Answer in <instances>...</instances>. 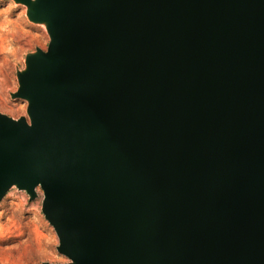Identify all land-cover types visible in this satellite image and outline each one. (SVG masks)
<instances>
[{
	"label": "water",
	"instance_id": "obj_1",
	"mask_svg": "<svg viewBox=\"0 0 264 264\" xmlns=\"http://www.w3.org/2000/svg\"><path fill=\"white\" fill-rule=\"evenodd\" d=\"M14 1L0 202L41 187L66 264H264V0Z\"/></svg>",
	"mask_w": 264,
	"mask_h": 264
},
{
	"label": "rangeland",
	"instance_id": "obj_2",
	"mask_svg": "<svg viewBox=\"0 0 264 264\" xmlns=\"http://www.w3.org/2000/svg\"><path fill=\"white\" fill-rule=\"evenodd\" d=\"M27 12L26 6L14 0H0V113L29 121L27 101L13 99L11 94L19 89L18 72L26 69L27 55L38 49L46 51L50 36L45 25L29 20ZM36 194L31 200L26 191L13 187L0 202V241L23 246L9 264L70 263L58 252L59 238L43 213L41 187ZM7 260L8 254L0 251V264H8Z\"/></svg>",
	"mask_w": 264,
	"mask_h": 264
},
{
	"label": "bare ground",
	"instance_id": "obj_3",
	"mask_svg": "<svg viewBox=\"0 0 264 264\" xmlns=\"http://www.w3.org/2000/svg\"><path fill=\"white\" fill-rule=\"evenodd\" d=\"M2 55H0V58H1ZM14 241H5V242H2L0 241V251H3L5 253L8 254V260H7V263L9 264L10 261L9 259L11 258H14L16 255H18L21 250H22V244H16V245H12ZM32 258L33 259H36L37 257L33 254H31Z\"/></svg>",
	"mask_w": 264,
	"mask_h": 264
}]
</instances>
